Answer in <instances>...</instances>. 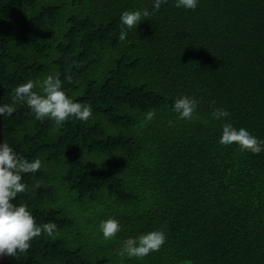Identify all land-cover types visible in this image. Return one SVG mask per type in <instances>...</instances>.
<instances>
[{
	"label": "trees",
	"instance_id": "16d2710c",
	"mask_svg": "<svg viewBox=\"0 0 264 264\" xmlns=\"http://www.w3.org/2000/svg\"><path fill=\"white\" fill-rule=\"evenodd\" d=\"M143 9L119 41L121 12ZM151 9L152 0H0L1 103L59 72L92 111L58 127L15 102L1 120L2 140L42 162L13 203L57 226L54 240L36 237L5 264H264V152L217 143L224 123L264 140V0ZM180 95L198 101L190 121L172 111ZM218 108L227 121L212 119ZM110 217L121 231L105 240L98 225ZM157 228L159 251L121 254L125 238Z\"/></svg>",
	"mask_w": 264,
	"mask_h": 264
},
{
	"label": "clouds",
	"instance_id": "9594fccd",
	"mask_svg": "<svg viewBox=\"0 0 264 264\" xmlns=\"http://www.w3.org/2000/svg\"><path fill=\"white\" fill-rule=\"evenodd\" d=\"M168 0H152L153 13L158 12ZM199 0H174L176 8L195 10ZM149 11L124 10L119 16V23L123 26L119 32L118 40L126 39L127 31L137 28L141 17H147ZM71 81V75H65L62 80L59 72L48 74L43 78L18 84L12 91L13 104L0 103V120L5 115L12 116L15 112L14 103L22 102L30 110L36 120H51L56 126H62L69 119L87 121L92 115L90 106L74 101L64 91V82ZM198 101L188 95H180L172 102V111L179 120H191L196 112ZM155 115L154 111L145 114V122ZM229 112L218 108L211 113L215 121H227ZM171 123V122H170ZM221 147L236 145L241 152H250L257 155L264 152V140L257 138L244 127H234L224 123L217 141ZM39 158L29 160L22 156L10 144L0 141V256L15 257L17 253H24L31 247L34 238L44 235L55 239L57 226L53 222L38 224L27 204L13 203L18 194L26 191L23 176L28 173L35 174L41 169ZM103 239L116 237L121 231V224L115 218L101 220L98 225ZM166 242V234L162 229H153L122 241L121 254L127 258H143L150 253L157 252Z\"/></svg>",
	"mask_w": 264,
	"mask_h": 264
},
{
	"label": "water",
	"instance_id": "95a60500",
	"mask_svg": "<svg viewBox=\"0 0 264 264\" xmlns=\"http://www.w3.org/2000/svg\"><path fill=\"white\" fill-rule=\"evenodd\" d=\"M0 103H1V85H0ZM0 141H2V121L0 120ZM5 256H0V264H5Z\"/></svg>",
	"mask_w": 264,
	"mask_h": 264
}]
</instances>
